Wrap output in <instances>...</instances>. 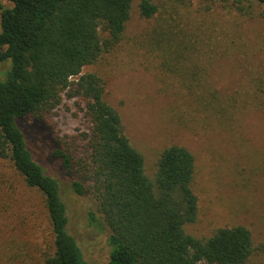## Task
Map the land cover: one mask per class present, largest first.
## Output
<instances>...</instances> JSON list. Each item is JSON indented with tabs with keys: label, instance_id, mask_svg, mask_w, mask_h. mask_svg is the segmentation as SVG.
I'll return each mask as SVG.
<instances>
[{
	"label": "trees",
	"instance_id": "16d2710c",
	"mask_svg": "<svg viewBox=\"0 0 264 264\" xmlns=\"http://www.w3.org/2000/svg\"><path fill=\"white\" fill-rule=\"evenodd\" d=\"M134 1L0 0V62L8 64L0 78V157L10 160L27 187L42 194L41 215L34 217L43 220L33 227L41 228L43 236L32 258L39 264H89L69 231L61 182L35 160L24 130L28 121L48 125L65 96L75 99L85 128L65 138L53 131L56 141L50 154L68 177L69 189L93 198L96 212L86 217L90 226L107 234L106 264H245L255 249L246 226L219 227L203 238L185 230L198 214L192 152L170 144L159 153L153 176H148L117 110L103 98L102 76L83 72L121 41ZM207 1L231 3L246 13L253 10L245 3L256 4L264 17V0ZM159 4L137 0L145 18L158 15ZM155 31L169 54L160 66L188 82L182 96L189 97L194 115L211 110L208 115L214 120L220 116L231 125L234 111L245 105L264 111V70L223 97L216 89L204 90L196 62L194 71H184L180 58L200 49L195 35L194 41L185 35L173 39L166 17ZM71 141L77 146L69 149ZM24 256L29 258L30 252Z\"/></svg>",
	"mask_w": 264,
	"mask_h": 264
},
{
	"label": "rangeland",
	"instance_id": "374dc122",
	"mask_svg": "<svg viewBox=\"0 0 264 264\" xmlns=\"http://www.w3.org/2000/svg\"><path fill=\"white\" fill-rule=\"evenodd\" d=\"M156 1L161 12L145 18L135 0L121 41L83 72L102 76L103 98L117 110L124 134L141 153L148 176H153L159 153L170 144L183 145L194 155L192 187L198 214L185 230L203 238L219 227L244 225L250 229L255 247L245 264H264V111L245 105L234 111L231 125L220 116V122L214 120L208 115L211 110L194 115L189 97L182 96L188 91V82L160 66L169 54L155 31L161 17H166L173 39L185 35L194 41L195 35L200 49L180 58L184 71H194L196 62L204 90L216 89L229 97L248 76L264 70L262 7L245 3L253 10L246 13L224 2ZM100 32L104 37L105 32ZM7 67L0 62V78ZM52 113L48 125L28 121L25 126L31 152L61 182L68 228L84 258L89 264H106L107 234L90 226L86 217L95 211L93 198L69 189L68 177L50 154V145L56 141L53 131L63 138L75 136L85 128V121L74 98L64 96ZM67 146L72 149L77 143L71 141ZM41 212V192L27 187L10 160L0 157V264H39L32 258V250L42 239L41 228L36 231L33 227L36 220H43L34 217ZM25 251L30 252L29 258Z\"/></svg>",
	"mask_w": 264,
	"mask_h": 264
}]
</instances>
